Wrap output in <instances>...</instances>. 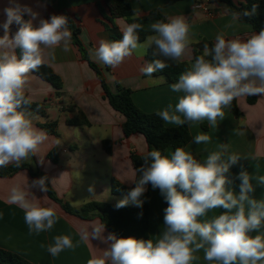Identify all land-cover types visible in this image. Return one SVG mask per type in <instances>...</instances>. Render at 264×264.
<instances>
[{"label": "clouds", "instance_id": "1", "mask_svg": "<svg viewBox=\"0 0 264 264\" xmlns=\"http://www.w3.org/2000/svg\"><path fill=\"white\" fill-rule=\"evenodd\" d=\"M9 4L3 9L6 20L0 25L4 31L0 36V167L9 164L20 167L23 161L39 154L40 146L47 140V134L34 127L30 114L23 110L30 103L24 91L28 74L41 67L46 59L54 60L57 48L68 52L72 33L65 15L40 18L35 25L33 21L39 13L15 0H9ZM254 12L255 6L243 15ZM24 14L30 19L24 20ZM232 15L233 21L239 19V13ZM13 23L19 28L10 35ZM141 29L140 23L133 22L124 28L121 40H101L94 58L103 65L118 67L138 47L144 46L138 43ZM150 29L155 35L147 37L146 46H154L153 55L181 62L190 45V25L185 18L174 16L156 21ZM166 67L164 61L155 59L142 66L140 72L151 77ZM170 89L183 95L174 109L170 104L156 111L160 119L177 126L207 120L215 127L234 99L264 95V30L246 40L238 36L226 39L224 33L217 34L214 45L210 48L205 44L203 54L195 58L190 69ZM210 140L208 134L194 137L196 144ZM219 148L221 151L210 152L203 163L183 147H177L171 156L163 155L160 150L143 156L142 166L136 169L140 173L136 186L115 207L123 208L130 202L142 207L140 197L146 191L145 185L151 183L154 189L159 188L168 206L164 209L166 227L155 242L118 238L114 233L105 236V225L96 223L91 231L81 230L76 245L67 235L56 236L47 251L56 257L92 238L99 239L107 248L88 264H192L199 258L195 253L201 250L209 264H264V234L252 235L264 228V200L250 196L254 191L253 177L247 171L239 173V194L227 187L231 181L226 173L240 156L228 153L227 144H220ZM255 179L257 184L264 185V175ZM46 181V176L33 180L31 187L47 192ZM88 191L94 195V187L89 186ZM8 202L23 209L29 234L51 230L57 222L53 207L41 206L35 196L29 199V191L19 186L11 189ZM217 208L223 212L205 219L209 211Z\"/></svg>", "mask_w": 264, "mask_h": 264}, {"label": "crops", "instance_id": "2", "mask_svg": "<svg viewBox=\"0 0 264 264\" xmlns=\"http://www.w3.org/2000/svg\"><path fill=\"white\" fill-rule=\"evenodd\" d=\"M128 1L136 17L157 9L165 20L174 16L185 18L190 25V45L182 61L188 63V70L194 63L192 44L197 41L206 39L215 43L219 33H224L226 39L238 36L242 40L255 34L248 24L239 20L233 21V15L220 0ZM231 1L240 3L244 0ZM15 2L39 13L37 20L33 21L35 25H38L40 18L50 19L54 14L66 15L80 28L78 38L90 60L102 73L108 90L113 94L117 93L118 89L129 90L132 102L141 111L156 113L170 104L174 109L179 97L183 95L170 89V85L178 80L168 82L161 75L148 77L140 72V68L146 64L145 45L138 47L131 57L126 58L115 68L103 65L94 58L99 42L110 41L111 36L110 31L103 26L104 13L100 12V8L105 12L104 0H15ZM197 5L202 7L196 8ZM8 6L9 0H0V25L6 20L3 9ZM23 19L28 20L30 16L24 14ZM229 24L231 27H227ZM114 27L121 37L117 40H121L123 30L127 27L126 21L121 18L115 19ZM18 28L19 25L13 23L10 35H14ZM3 34V28L0 27V36ZM143 42L138 43L142 45ZM54 55V60L46 59L43 65L58 76L60 89L56 90L32 71L28 74L24 89L25 96L31 103H39L44 107L45 116L30 115L34 127L44 131L39 125L54 122V134L44 131L47 140L40 146L39 154L24 161L27 169H22L9 177H0V249L12 252L31 264H88L90 259L102 256L104 249L107 248L99 239L90 238L86 243L80 242L78 246L65 249L56 257L47 251V246L54 243L56 236L64 235L69 236L76 245L80 241L81 230L87 228L91 231L93 224L100 223L99 219H81L64 212L47 192L31 187L32 181L46 176V184L55 197L73 208H79L89 201L116 204L123 198L111 194V180L131 186L135 172L130 154L135 153L139 156L146 154L147 145L140 134L128 137L123 135L121 125L124 118L103 98L104 92L98 77L80 57L78 49L72 42L68 52L57 48ZM235 104L239 110L238 117L232 115L226 108L225 117L222 120L218 119L215 127H211L207 120H204L205 130L201 127L203 121L188 123L190 141L184 149L203 163L210 152L221 151L220 144H227L228 153L240 156L238 162L226 173L228 178L235 180L228 188L239 194L241 184L239 173L247 171L253 177L251 183L254 191L250 196L264 200V185L257 184L255 179L264 175V95L240 97L236 99ZM78 114L86 119L88 125L66 124V121ZM163 123L166 127L176 126L164 121ZM198 134H208L211 140L206 144H196L194 137ZM102 141L111 143L109 154L103 150ZM52 149L56 151L55 163L47 156ZM172 153V149L169 148L164 155L171 156ZM15 186L29 191V199L35 196L41 206L55 209L58 219L51 230L29 234L23 209L8 202L11 189ZM89 186L94 187V195L89 193ZM143 195H146L148 202L149 239L155 242L166 227L165 205L158 189L146 190ZM219 209L209 211L205 219L215 217ZM108 234L109 232L105 230L104 235ZM257 234H263L262 230L259 233H252ZM195 255L199 258L192 264H209L203 258V250Z\"/></svg>", "mask_w": 264, "mask_h": 264}, {"label": "trees", "instance_id": "3", "mask_svg": "<svg viewBox=\"0 0 264 264\" xmlns=\"http://www.w3.org/2000/svg\"><path fill=\"white\" fill-rule=\"evenodd\" d=\"M227 8V11L231 14L239 13V21L248 24L252 31L255 34H258L261 30H264V0H244L240 3H234L231 0H220ZM105 12L103 8H100V12L104 13L105 23H103L104 28L110 31V41H117L121 38L115 30L114 20L121 18L124 19L128 24L133 22L140 23L142 29L138 30L139 40L138 42H143L147 37L155 35L150 29V25L156 21H166L160 12L157 9L149 11L146 15L141 17H136L128 0H104L103 3ZM253 6H255V12L252 15L245 16L243 13L245 11H251ZM66 16V15H65ZM69 19V18H68ZM68 28L72 33L71 42L80 54V57L85 60L89 67L94 71L98 77L101 87L104 92L103 98L107 100L110 107L117 113H119L124 121L121 125L122 133L125 137L134 134H140L144 137V140L147 145V152L152 150H160L164 155V152L167 149H172L174 152L177 147L185 148L188 142L190 141V133L188 131V123H185L183 126H174L166 127L163 123V120L160 119L156 113H146L138 109L131 100L130 91L118 89V92L113 94L111 93L104 81L103 75L100 72L99 68L95 63H93L79 40L80 28L69 19ZM207 44L210 48L214 45L212 41L201 39L196 43L192 44V56L193 60L197 56L203 54L204 45ZM153 47H147L145 53L146 63L152 62L155 59H160L164 61L168 67L163 71H157L152 76L161 75L168 82H175L179 79V76L188 70V63L181 61L179 63L168 60L163 56H154ZM17 55L19 56V50H16ZM210 59V57H208ZM35 74L42 77L44 80L49 82L56 90L60 89V80L47 66L42 65L37 70L32 71ZM30 115H39L45 116L44 107L39 103H29L24 106V109ZM229 110L234 114L238 115V111L235 105V99L232 102L231 108ZM67 125L72 126H86L88 125L86 119L78 114L74 118L66 121ZM46 133L54 134L55 123H45L39 125ZM202 129H206V123L203 121L201 123ZM103 150L106 153H110L109 141H102L101 143ZM145 155V154H144ZM136 155L135 153L130 154V159L132 166L135 172L134 182L131 186H125L115 180L110 182V192L116 196H127L129 192L136 186L135 180L140 178V173L136 171L143 164V156ZM48 159L55 163L56 151L52 149L47 154ZM27 164L23 161L20 167H16L14 164H9L7 167H0V177H9L14 175L16 172L27 169ZM232 184L235 180L228 178ZM229 184V185H230ZM227 185V187L229 186ZM48 186V185H47ZM147 191L154 189L151 183L145 185ZM158 189L162 200L164 202L165 208L168 206L167 202L162 195L159 188ZM48 196L53 199L64 212L74 215L81 219H90L98 218L100 223L105 225V230L109 233H114L118 238L120 237H135L137 239H149L148 233V202L146 195L142 196L143 205L142 207H128L117 209L116 204L98 202V201H89L84 203L79 208H73L69 204L64 203L57 199L51 189L48 187L47 191ZM223 209H219V212L216 216L221 214ZM264 234V228H261ZM0 264H31L22 257L0 249Z\"/></svg>", "mask_w": 264, "mask_h": 264}, {"label": "rangeland", "instance_id": "4", "mask_svg": "<svg viewBox=\"0 0 264 264\" xmlns=\"http://www.w3.org/2000/svg\"><path fill=\"white\" fill-rule=\"evenodd\" d=\"M142 45H145L146 46V42L144 41L143 42V44ZM235 101H236V99H235ZM236 105V104H235ZM229 109V108H228ZM236 109H237V111H238V115H239V110H238V108H237V105H236ZM230 111V110H229ZM231 112V111H230ZM232 113V112H231ZM232 115H234L233 113H232ZM238 115H234L235 117H238ZM118 197H121V196H118ZM126 196H122L121 198H125ZM130 207H137V206H134V204H132V203H129L128 204Z\"/></svg>", "mask_w": 264, "mask_h": 264}, {"label": "built area", "instance_id": "5", "mask_svg": "<svg viewBox=\"0 0 264 264\" xmlns=\"http://www.w3.org/2000/svg\"><path fill=\"white\" fill-rule=\"evenodd\" d=\"M201 5H197L196 8H201ZM205 9V8H204ZM207 11V9H205ZM208 12V11H207Z\"/></svg>", "mask_w": 264, "mask_h": 264}]
</instances>
